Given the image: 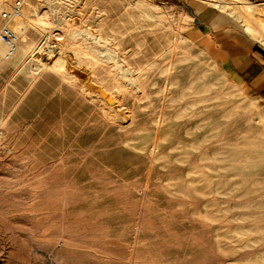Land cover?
<instances>
[{
	"label": "rangeland",
	"instance_id": "obj_1",
	"mask_svg": "<svg viewBox=\"0 0 264 264\" xmlns=\"http://www.w3.org/2000/svg\"><path fill=\"white\" fill-rule=\"evenodd\" d=\"M184 2L0 0L62 33L0 54V264H264V97Z\"/></svg>",
	"mask_w": 264,
	"mask_h": 264
},
{
	"label": "crops",
	"instance_id": "obj_2",
	"mask_svg": "<svg viewBox=\"0 0 264 264\" xmlns=\"http://www.w3.org/2000/svg\"><path fill=\"white\" fill-rule=\"evenodd\" d=\"M184 1L185 7L196 19L199 33L210 38L231 70L250 92L264 97L263 29L256 28L251 33L245 16L234 10L240 4H254L259 11L256 18L264 22L260 17L264 13V0H230L225 7L217 5L214 0H211L214 5L205 0Z\"/></svg>",
	"mask_w": 264,
	"mask_h": 264
},
{
	"label": "bare ground",
	"instance_id": "obj_3",
	"mask_svg": "<svg viewBox=\"0 0 264 264\" xmlns=\"http://www.w3.org/2000/svg\"><path fill=\"white\" fill-rule=\"evenodd\" d=\"M217 5H220L221 7H225L226 5V2H229L230 0H214ZM231 1H238V0H231ZM59 4V3H58ZM249 5H253V6H242L241 4L239 6H237V8H233L235 11H237L238 14H241L243 16H245L246 20H247V27H248V30L251 32V33H254L256 28H260V29H263V38H264V22L259 19V18H256V14L259 12L258 10H256V6L254 4H249ZM57 7H59V5H56L55 7L53 6L50 11L52 12H56L57 10H59V8L57 9ZM258 11V12H257ZM24 17L27 18L26 21H22L19 19H16V18H12L10 20V24H12V22L15 24V28L22 33L25 32L26 28L29 26V25H35L37 28H39L40 30H42V36H45L44 37V41H42L43 43H38L37 45L34 46V42L33 40H30L29 41V44L27 47L25 46H21V48H18L17 52H16V55L15 57L12 59L14 61H18L19 58H21V56L25 55L26 53L29 52V55H34V52L38 49V50H43L45 49L47 51V53L51 56V54H53L55 52V48L56 46L58 45V42H57V45H53L52 42L50 41L51 36L54 35L55 37H58V40H60V36L62 35L61 32L59 33H56V34H53L52 33V30H51V27L49 26V24L52 23V21L54 22V20H52L49 16H48V13H44V14H40L38 16V18H35V19H32L30 18L28 15L24 14ZM56 20H60V18L56 19ZM55 20V21H56ZM258 22V23H257ZM47 33V34H46ZM65 33V32H64ZM91 33H94V32H91ZM66 35H69L67 32L65 33ZM102 35V34H101ZM82 37L83 36V39L85 40L84 44L82 45L83 46V51L85 53V55L88 57V56H91V57H94V58H100V59H106V58H113V55L111 54V51H110V48H104V50H101V49H98L97 47H91L89 45V42H91L89 39L92 38L88 36V32L85 31L84 29H77V30H74L70 33L69 35V38L72 39V41H76L77 38L79 37ZM85 36V37H84ZM105 36V35H104ZM26 38V37H25ZM89 38V39H88ZM96 38V36H95ZM94 38V39H95ZM109 38V37H108ZM81 39V40H83ZM111 39V37H110ZM109 39V40H110ZM78 40V39H77ZM101 40V39H100ZM99 40V41H100ZM94 41V40H93ZM112 41V40H110ZM109 41V42H110ZM113 42V41H112ZM54 43V42H53ZM93 43V42H92ZM98 43V42H97ZM102 43V42H101ZM61 46L63 43H59ZM100 44V42H99ZM101 45V44H100ZM108 45V44H107ZM34 46V47H33ZM60 46V47H61ZM104 46V45H103ZM59 47V46H58ZM65 47V46H64ZM102 47V46H101ZM100 47V48H101ZM62 48V47H61ZM103 48V47H102ZM66 49V48H65ZM4 50V46L3 45H0V52H2ZM67 51V50H66ZM104 52H106V54H104ZM41 53V51H40ZM1 54V53H0ZM43 54V53H42ZM55 54V53H54ZM39 55V54H38ZM49 58V56H48ZM0 59H1V56H0ZM31 59V58H30ZM34 60V59H33ZM41 60V58H40ZM22 65V63H21ZM116 67L118 69L121 70V77L123 76H126L128 74L127 70L124 69V67H121L120 65H116ZM131 80H133L132 78H130ZM202 87V86H201ZM211 87V86H210ZM208 89V88H207ZM205 90V89H204ZM261 183V182H260ZM258 193V192H257ZM259 203V201H258ZM261 204V203H259Z\"/></svg>",
	"mask_w": 264,
	"mask_h": 264
},
{
	"label": "built area",
	"instance_id": "obj_4",
	"mask_svg": "<svg viewBox=\"0 0 264 264\" xmlns=\"http://www.w3.org/2000/svg\"><path fill=\"white\" fill-rule=\"evenodd\" d=\"M20 12L19 3L11 11L0 8V19L7 21L0 27V45L4 46L1 56L6 60L11 59L19 48V35L9 23L12 18L18 17Z\"/></svg>",
	"mask_w": 264,
	"mask_h": 264
}]
</instances>
